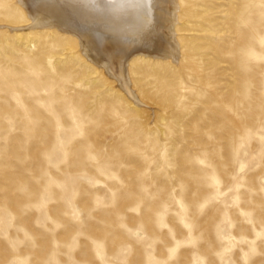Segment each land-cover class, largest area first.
Wrapping results in <instances>:
<instances>
[{"label": "rangeland", "instance_id": "obj_1", "mask_svg": "<svg viewBox=\"0 0 264 264\" xmlns=\"http://www.w3.org/2000/svg\"><path fill=\"white\" fill-rule=\"evenodd\" d=\"M178 5L122 89L0 0V264H264V0Z\"/></svg>", "mask_w": 264, "mask_h": 264}, {"label": "bare ground", "instance_id": "obj_2", "mask_svg": "<svg viewBox=\"0 0 264 264\" xmlns=\"http://www.w3.org/2000/svg\"><path fill=\"white\" fill-rule=\"evenodd\" d=\"M21 3L26 13L30 12L34 27L48 26V32L54 26L52 32H70L77 42L73 33L81 34L86 53L96 55L92 58L95 64L120 79L122 89L128 88L129 63L136 57L172 58L180 48L177 33L183 22L179 19L182 9L178 0H21ZM18 36L33 42V32L29 30Z\"/></svg>", "mask_w": 264, "mask_h": 264}]
</instances>
